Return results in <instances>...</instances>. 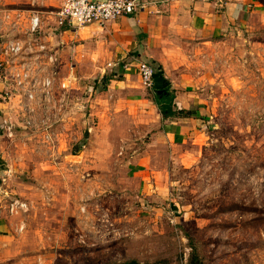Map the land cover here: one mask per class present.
<instances>
[{"label":"rangeland","instance_id":"374dc122","mask_svg":"<svg viewBox=\"0 0 264 264\" xmlns=\"http://www.w3.org/2000/svg\"><path fill=\"white\" fill-rule=\"evenodd\" d=\"M246 47L214 69L207 129L186 143L149 103L100 99V80L58 76L49 129L40 111L25 124L19 101L0 156V264H188L193 249L204 264H264V46Z\"/></svg>","mask_w":264,"mask_h":264},{"label":"crops","instance_id":"0c3cea01","mask_svg":"<svg viewBox=\"0 0 264 264\" xmlns=\"http://www.w3.org/2000/svg\"><path fill=\"white\" fill-rule=\"evenodd\" d=\"M8 1L7 8H0V44L15 35L29 38V18L38 13L42 26L37 35L53 58H43V67L49 73L57 79L63 74L74 76L75 88L79 76L90 82L100 80L105 91L100 99L109 103L110 97L119 109L149 103L173 144L197 139L199 132L207 129V101L201 90H205L220 62L232 58V53L247 51L248 43L264 46V0H146L149 6L144 11L108 22L103 28L90 25L78 32L59 29L50 15L65 0ZM18 11L22 23L20 30L13 32L3 21V14L10 12L14 20ZM141 62L161 68L155 85H163L161 76L168 80L177 109L191 111V117L162 120L154 91L143 86L137 71ZM56 87V94L61 96V88ZM9 101H0L1 121L13 116L19 98L13 96ZM93 107L96 117H101L98 106ZM5 137L0 129V156ZM8 229V223L0 218V231Z\"/></svg>","mask_w":264,"mask_h":264},{"label":"built area","instance_id":"2783aa9c","mask_svg":"<svg viewBox=\"0 0 264 264\" xmlns=\"http://www.w3.org/2000/svg\"><path fill=\"white\" fill-rule=\"evenodd\" d=\"M148 6L146 0H65L58 9L51 11L50 15L55 17V24L59 29L78 32L90 25L103 28L108 22L144 11ZM10 15V12H5L3 21L8 24L11 31L16 32L20 30L22 13L15 12L14 20ZM2 26L3 22L0 23V28ZM41 26L40 15L33 13L29 18V28L26 32L29 38L22 39L15 35L1 42L0 101L8 102L13 96H17L26 115L23 122L33 124L35 114L40 111L42 114L40 123L49 129L46 125L51 119H58L61 113L62 95L56 94L55 87L66 88L67 84L65 82L58 84L55 74L49 73L43 67V58H48L49 61L53 58L48 56L46 44L41 42L37 35ZM137 71L143 86L152 91L156 68L149 63L141 62ZM0 129L8 138L14 136L15 125L11 118L1 121L0 117ZM19 210L26 211L27 204L14 200L10 205V211L12 214H18Z\"/></svg>","mask_w":264,"mask_h":264},{"label":"trees","instance_id":"16d2710c","mask_svg":"<svg viewBox=\"0 0 264 264\" xmlns=\"http://www.w3.org/2000/svg\"><path fill=\"white\" fill-rule=\"evenodd\" d=\"M156 75L154 77V89L153 99L156 103L159 111L161 112V118L163 121L179 119V118H189L193 115L191 111L178 110L175 105V94L170 92V83L168 80L163 79L162 86L155 85V78L159 75L161 68H156ZM156 91H162V93H156ZM125 264H140L137 261H130ZM188 264H204L203 260L200 258L199 254L195 249H193Z\"/></svg>","mask_w":264,"mask_h":264},{"label":"water","instance_id":"95a60500","mask_svg":"<svg viewBox=\"0 0 264 264\" xmlns=\"http://www.w3.org/2000/svg\"><path fill=\"white\" fill-rule=\"evenodd\" d=\"M156 93H162V91H156ZM9 171V167L6 165H0V175L2 173H7Z\"/></svg>","mask_w":264,"mask_h":264}]
</instances>
